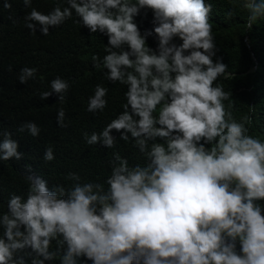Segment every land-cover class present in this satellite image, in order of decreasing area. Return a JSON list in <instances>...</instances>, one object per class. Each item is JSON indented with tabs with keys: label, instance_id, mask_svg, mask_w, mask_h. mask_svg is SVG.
Returning a JSON list of instances; mask_svg holds the SVG:
<instances>
[{
	"label": "clouds",
	"instance_id": "clouds-1",
	"mask_svg": "<svg viewBox=\"0 0 264 264\" xmlns=\"http://www.w3.org/2000/svg\"><path fill=\"white\" fill-rule=\"evenodd\" d=\"M31 7L32 0H23ZM44 14L35 8L27 27L47 35L75 14L91 33L108 37L103 67L107 78L127 86L123 110L100 132L85 133L88 145L115 147L117 137L144 154L130 165L113 153L103 183H81L77 173L49 187L28 175L26 197L12 194L0 214V264H45L63 250L60 264H264V140L249 134L252 118L234 116L232 92L217 83L228 65L214 60L217 45L206 0H67ZM4 8L11 3L5 0ZM247 28L264 16V0H246ZM153 13L156 48L148 44L135 17ZM232 13H228L231 16ZM179 38L182 43L177 44ZM96 67L100 58L93 57ZM35 68L21 69L27 83ZM68 81L56 77L50 90L64 101ZM108 89L97 85L89 112L107 107ZM228 101V104L225 102ZM65 126V110L57 112ZM37 137L28 122L19 129ZM0 160L22 153L11 132H0ZM151 142V143H150ZM51 147L44 161L54 160ZM57 250L50 251L53 241ZM30 250V251H28ZM22 253V254H21ZM86 261L83 264H86Z\"/></svg>",
	"mask_w": 264,
	"mask_h": 264
},
{
	"label": "trees",
	"instance_id": "trees-1",
	"mask_svg": "<svg viewBox=\"0 0 264 264\" xmlns=\"http://www.w3.org/2000/svg\"><path fill=\"white\" fill-rule=\"evenodd\" d=\"M7 2L11 3L10 9L4 8L5 0H0V132L12 133V138L19 144L18 151L23 155L19 160L15 157L0 160V214L8 211L12 194L26 197L28 175L44 178L50 188L54 184L71 188L74 181L66 177L69 173H77L81 183H103L107 188L113 153L119 152L130 165L144 164V154L135 146L130 134L129 140L124 141L114 130L117 139L113 148L88 145L85 140V133L100 132L126 103L127 86L110 81L102 64L107 54V35L91 33L79 22L74 10L70 19L50 28L47 35L40 32L39 24L36 31L26 26L25 17L32 8L48 14L57 5L67 7V0H32L31 7H25L23 0ZM245 2L206 0L212 4L211 23L217 45L213 59H222L228 65V79L222 76L217 83L222 84L225 91L232 92L234 116L238 120L250 116L249 134L264 140V16L249 30L246 24L249 13L243 8ZM230 12L232 15L228 16ZM134 19L142 34L152 33L148 36V44L156 48L158 38L152 11L143 9ZM175 42L182 43L179 38ZM94 56L100 58V67H96ZM25 67L35 68L36 74L27 83H21L19 76ZM56 77L68 81L70 86L62 103L55 93L47 99L40 98L42 92L50 90V82ZM97 85L108 89L107 107L89 112V98L94 95ZM61 107L65 110L64 127L57 119ZM28 122L37 124L39 136H31L27 129L19 131ZM47 147L53 149L55 157L48 162L44 161ZM260 203L264 206V201ZM56 250L54 240L50 251ZM62 253L60 250L56 258L45 264H60ZM34 257V253L26 257L27 264H31ZM80 260L83 264L86 257ZM86 264L92 262L87 260Z\"/></svg>",
	"mask_w": 264,
	"mask_h": 264
}]
</instances>
